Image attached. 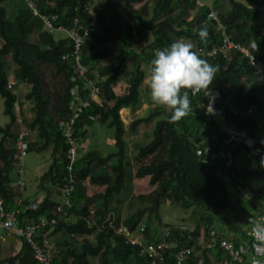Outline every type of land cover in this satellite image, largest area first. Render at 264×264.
Returning <instances> with one entry per match:
<instances>
[{
	"label": "trees",
	"instance_id": "obj_1",
	"mask_svg": "<svg viewBox=\"0 0 264 264\" xmlns=\"http://www.w3.org/2000/svg\"><path fill=\"white\" fill-rule=\"evenodd\" d=\"M41 15L52 17L53 27H68L75 19L79 24L89 27L87 39L81 47V62L88 67L92 79L87 81H70L71 61L60 59V55L71 51V40L64 31L49 32V28L38 15H33L23 0L11 19L6 17V9L0 0V97L3 100V114L8 117L4 126H0V198L10 203L17 190L10 188L14 172V149L10 146L17 138L21 128L27 132V152L31 149L40 151L50 148V162L39 176L38 187L45 190V196L39 202L24 199L29 208L19 216L35 220L40 215H47L57 201L49 199V190L61 184L64 175V151L66 144L57 128V121L68 116L79 100H89L90 91L97 89L101 106L91 100L81 109L73 123V135L85 139L86 126L93 120L112 128L113 150L105 155L96 150L81 151L74 165L76 184L70 195L72 220L60 221L51 228L49 235L59 232L65 235L81 236L78 252L67 248L58 250L50 258V264H64L70 258L74 264H88V256H98V264H110L108 256L125 259L130 256L134 264H147V258L137 247L125 245L123 239L114 233L113 226L106 218L109 200L117 195L131 176L126 160V141L124 128L118 111L121 108L134 109L139 104V87L144 77L140 68L145 64L153 84L162 90L167 102L166 108L154 109L143 117L134 118L127 125L128 132H134L139 124L151 122V139L145 144L137 145L134 159L137 167L133 176L147 178L152 189L145 194H138L136 199L146 205L135 210L129 221L123 222L133 228L145 214L156 215L164 199L169 203L202 208L206 213L201 216L205 240L197 248L196 255H191L186 263H194L198 258L201 264H207L205 252H211L219 261L224 256L216 248L205 246L212 231V216L222 217V212L233 206L223 179L233 186L246 188L251 197L244 202L240 212L247 214L250 210L264 215V185L253 187L251 180H264V166L256 165L257 160L246 156V146L241 141L226 143L227 135L221 126H228L236 131H243L245 136L254 140L256 146L264 151V89L257 75L239 53L229 51L224 56L208 52L218 43L216 22L224 25L231 39L248 44L253 41L257 50L254 59L258 66L264 65V27L259 29L257 21L261 16L264 0H226L228 7L218 11L217 0L212 4H197L195 0H114L133 10V22L113 20L109 10V0H32ZM215 11L216 19L208 16ZM96 22L98 29L92 27ZM37 30V40L29 41V36ZM57 32L63 36L54 39ZM186 40L192 45H182L178 40ZM168 59L162 60L156 52ZM6 57L14 64L13 80L6 86ZM111 59V60H110ZM188 60L181 70L172 61ZM104 61V63H101ZM49 67L57 80V87L49 88L44 71L40 67ZM123 79L125 86L116 94L113 85ZM197 80L200 89L191 94ZM17 83L27 90L24 100L29 102L32 113L28 123L17 116L19 105L16 92ZM49 88V89H48ZM72 88V93L70 92ZM217 91L213 104L220 109L221 115L215 120L206 115L209 95L206 90ZM175 92L172 98L168 93ZM18 92V91H17ZM179 101L183 106L179 105ZM18 105V107H17ZM15 110V111H14ZM250 110V112H248ZM84 127V128H83ZM34 131L39 143L29 142L30 132ZM79 140V141H80ZM81 143V142H80ZM209 147L210 152L228 151L233 158V165L225 166L221 161L211 159L202 161L207 156H197L194 150ZM255 164L253 168H250ZM100 167L97 174L93 169ZM103 186L102 192L87 195L84 182ZM46 185V186H45ZM95 198L100 206L94 209L87 226L85 217ZM240 206V207H241ZM231 230L230 239L235 243L244 240L243 232L228 222ZM169 239L173 246L163 251L162 264H171L174 252L181 247H194L196 229L192 231L169 228ZM182 231V232H179ZM145 241H154L152 233L145 224L143 230ZM93 236L94 242L88 237ZM196 246V245H195ZM58 254V257L56 255ZM8 264H38L29 255L28 247L21 243L14 254L5 257ZM223 264V263H220ZM229 264V262H226Z\"/></svg>",
	"mask_w": 264,
	"mask_h": 264
},
{
	"label": "built area",
	"instance_id": "obj_2",
	"mask_svg": "<svg viewBox=\"0 0 264 264\" xmlns=\"http://www.w3.org/2000/svg\"><path fill=\"white\" fill-rule=\"evenodd\" d=\"M197 4H202L200 1L195 0ZM26 7L31 10L33 15H38L43 20L45 25L49 28V32L52 30L64 31L71 40V51L60 55V59H66L71 61V75L70 81H87L91 84L92 79L89 76L88 68L81 62V46L87 39L88 27L79 24L75 19L69 27H63L62 25L52 26V17L41 15L34 5L32 0H25ZM208 16L216 19L215 11H210ZM216 29L218 32V43L212 47L206 55L211 56L215 52H220L224 56L227 52H237L241 54L249 63L254 73L257 75L258 81L261 83L264 89V69H262L254 59V52L257 50L256 44L250 41L248 44H241L231 39L229 33L225 31V27L222 23L216 22ZM156 54L162 59H168L159 51ZM188 60L172 61V65H177L179 69H183ZM7 83L9 88L12 83V79L8 76H12L6 71ZM202 86L201 81L197 80L191 89V94L196 93ZM72 93V90H70ZM206 94L209 95L206 107V115L211 116L215 120L219 119L221 111L214 106L213 99L217 97L216 90H206ZM173 98L174 92H169ZM92 101L97 106H101L100 99L97 95V89L95 87L90 91V99L80 101L79 105L71 111V113L60 118L57 121V128L63 137L66 144L64 151V175L62 177L61 184L58 187L59 202L51 208L47 215H40L35 220L33 218L24 219L19 214L29 208V204L24 202L23 197L19 192L24 189V183L21 179L17 178L10 181L8 186L17 190V193L11 198V202L7 203L0 198V239L4 237H11L19 243H24L28 247L29 255L38 264H50V258L57 252V248L50 241L49 231L59 221L64 219L68 210L72 206L70 201V195L74 190L76 184V177L74 176V165L76 163L80 144L78 139L72 134L73 123L79 116L81 109L88 106L89 101ZM179 105L183 106V103L179 101ZM250 112V110H248ZM19 120V118H16ZM222 130L227 135L226 143L231 141H241L246 146V156L255 158L258 163L264 166V151L256 146L254 140L244 135L243 131H236L228 126H221ZM27 132L24 128H21L17 138L10 146L14 149L15 157V173L19 177L21 172V159L27 153ZM195 155H205L206 158H202V161L208 162L211 159L221 161L225 166L233 165V158L228 151H220L218 153L210 152L208 146L197 148L194 150ZM82 183V182H81ZM89 214L92 210H88ZM144 227L138 223L133 229H129L122 223H119L113 228L115 234L119 235L124 244L130 246H137L140 253H143L147 258V264H162L164 260L163 251L173 246L172 241L169 239V233H164L161 240L157 242L143 241L141 239ZM209 237L206 240L205 246L208 248H216L217 251L222 252L227 261L231 264H264V216L263 215H248L245 218V227L243 229V235L245 240L235 243L231 239L225 238L221 235L214 234L212 231L209 233ZM194 255V251L190 247H181L177 249L172 256L171 264H188L186 263L188 258ZM189 264H200V262H194Z\"/></svg>",
	"mask_w": 264,
	"mask_h": 264
},
{
	"label": "rangeland",
	"instance_id": "obj_3",
	"mask_svg": "<svg viewBox=\"0 0 264 264\" xmlns=\"http://www.w3.org/2000/svg\"><path fill=\"white\" fill-rule=\"evenodd\" d=\"M198 2H203L205 4L211 5L213 0H197ZM220 3V6L216 8L218 11H224L228 4L226 0H217ZM6 9V17L7 19H11L13 14L16 12V8L18 6L22 7L23 0H5L3 3ZM137 4H131L130 8H127L125 4L119 1L109 0V10L111 14V18L113 20H120V21H127L133 22L135 20L134 14L132 13L133 10L137 9ZM264 9V6H263ZM99 25L94 22L92 27L98 29ZM257 27L261 29L264 27V14L261 12V16L257 21ZM37 30L32 32L29 36V41L35 42L37 40ZM64 32H57L53 37L57 39L60 36H63ZM178 42L182 45H192L188 43L186 40H178ZM6 71H8L11 75L13 74L14 65L11 64L8 57H6ZM111 60V59H110ZM101 63H104L102 61ZM42 70L44 71L45 80L47 82V86L50 88L57 87V80L52 75V71L49 67H45L40 65ZM140 68L144 71V77L141 80L140 87H139V97L140 101L139 104L136 105L134 109L127 110L134 113L132 121L134 118L143 117L147 115L150 111L154 109L166 108L167 102L165 99V94L162 90H159L151 81V77L149 76V70L145 64H141ZM264 68V65H263ZM8 74V73H6ZM13 80V77L8 76ZM125 86V82L123 79L118 80L113 85V90L116 94L122 92ZM19 87V88H18ZM16 88H18V92H16L17 98H19L18 102L22 101V105H17L19 112H15L17 118H23L22 121L28 123L32 113L29 109V102L24 100L23 96L26 92L27 88L21 84L17 83ZM48 88V89H49ZM122 109V108H121ZM15 111V110H14ZM119 117L122 121L124 134L123 138L126 141V160L129 163V171L131 173L130 178L126 182L125 186L121 188L120 192L117 195H114L109 200V207L108 213L111 217H114L118 220V222H125L129 221V217L135 212L136 209L141 208L142 206L146 205L142 201L135 198L138 194H145L152 189L147 182V178H135L133 176L135 169L137 167V161L134 159V155L136 153L137 145L145 144L147 141L151 139V129L154 119L158 117H162V114H159L155 117L151 122L147 124H139L134 132L127 131L128 123H125L123 120V109L118 111ZM8 121V117L3 114V100L0 97V126H4ZM84 128V127H83ZM85 132V139L81 138L80 140V147L82 146V150H99L102 154H106L113 150V140H112V128H108L103 124H100L98 120H93L89 125L86 126ZM1 137V136H0ZM32 145H36L39 143V139L36 136L35 132L32 130L29 136ZM84 146V147H83ZM81 151V148H80ZM81 153V152H80ZM49 150L42 149L40 151H35L33 149L29 150L26 155L21 159V172L19 177L13 172L11 174L12 179H21L24 183V189L22 190L23 196L30 200H35L37 197L42 195V190L38 187V180L39 176L46 170L47 165L49 163ZM256 165L263 166L262 164L258 163ZM255 164H252L250 168H253ZM97 168L93 169L92 175L97 174ZM226 190L229 193L230 199L233 201L234 208L225 210L222 212V217L220 216H212L210 220V228L214 231H220L219 233L222 234L225 238H230L232 234L231 230L227 228L228 222L230 224L237 225L240 229L244 227V218L246 215L249 214H257L256 210H250L251 212L247 214H242L240 212L241 208H245L246 205L243 207L241 205L244 204L247 199L251 197V192L246 188H241L239 186L233 187L229 181L224 178L223 179ZM85 183V191L87 195H96L99 192H102L103 186L96 185L90 183L88 179L84 180ZM263 183L264 180L260 181L256 178L251 180V185L253 187H258ZM100 206V201L98 198H95L93 205L89 208L94 211V209ZM241 206V207H240ZM205 211L202 208L196 206H181L173 203H169L168 200L164 199L162 203L159 205L158 212L156 215L151 214L146 216L145 214L141 217L140 222L142 224H146L149 228V233H152L155 239L160 240L162 239V234L167 233L169 228H177L186 231H192L193 229L197 230L196 236L189 237L190 239H194L196 242V246L193 245L194 250L197 249L205 240V234L203 230V221L201 220V216L205 215ZM262 213V212H260ZM69 220H72L70 218ZM182 232V231H179ZM177 240L176 236L171 237ZM88 239L91 242H94V237L89 236ZM4 243L0 241V264H8L7 262H3V259L7 256H10L14 253L13 249H7L10 245V238L4 237ZM173 242L175 241L172 239ZM50 241L57 246L58 250L61 249H69L74 252H78L80 249L81 244V236H71L65 234H59L55 239L50 238ZM19 245V242H15V248ZM55 246V247H56ZM197 247V248H196ZM19 249V248H17ZM17 249L15 251L17 252ZM208 258L207 264H219V260L215 258L213 255H209V252H205ZM54 255V254H53ZM58 257V254L56 255ZM88 264H98V256H88L87 257ZM108 262L110 264H134L133 258L130 256L126 257L125 259H118L111 255L108 256ZM17 264V262H15ZM64 264H74L70 258H67Z\"/></svg>",
	"mask_w": 264,
	"mask_h": 264
},
{
	"label": "clouds",
	"instance_id": "obj_4",
	"mask_svg": "<svg viewBox=\"0 0 264 264\" xmlns=\"http://www.w3.org/2000/svg\"><path fill=\"white\" fill-rule=\"evenodd\" d=\"M202 3V2H201ZM262 12H263V14H264V9H263V7H262V10H261ZM69 27V26H68ZM88 31H89V27H88ZM84 43V42H83ZM82 47V46H81ZM81 56H82V52H81ZM8 62H10L11 64H13L11 61H8ZM14 65V64H13ZM85 65V64H84ZM87 66V65H86ZM88 68V67H87ZM262 69H264L263 68V66L261 67ZM72 88H70V90H71ZM209 90H211V89H209ZM170 92H174V91H170ZM175 93V92H174ZM169 94V93H168ZM170 95V94H169ZM62 137V136H61ZM77 138V137H76ZM62 139H63V137H62ZM78 139V138H77ZM78 142H79V144H80V141L78 140ZM11 144V143H10ZM84 147V146H83ZM81 148V151H83L82 150V146L80 147ZM80 148H79V152H78V154L81 152L80 151ZM78 158V157H77ZM14 173H15V161H14ZM16 174V173H15ZM12 180H14V179H12ZM82 182V181H81ZM83 183L84 182H82V185H83ZM84 185H85V183H84ZM57 189V195H58V187L56 188ZM22 192V191H21ZM21 192H19L18 191V193H20L21 194ZM70 201H71V199H70ZM59 202V197H58V199H57V202H56V204ZM55 204V205H56ZM72 207V206H71ZM71 207H70V209H71ZM70 209L68 210V214H67V216L64 218V219H62V220H59L58 222H60V221H66V220H69L71 217H72V213L70 212ZM88 210H92V209H88ZM88 212V211H87ZM92 214H93V210H92V213L91 214H89V212L87 213V216L85 217V222H86V224H87V226H90V218H91V216H92ZM249 215H261V214H259V213H257V214H249ZM248 215H246V217H247ZM264 216V215H263ZM108 217V218H107ZM245 217V218H246ZM106 218L107 219H109V221H108V224L109 225H111L112 224V222L114 221V217H111V215H109V214H107V216H106ZM245 218H244V227H245ZM57 222V223H58ZM56 223V224H57ZM119 223H122L123 224V222H118L117 223V225L119 224ZM138 223H140V224H142V222H137L136 224H135V226L138 224ZM143 225V227H144V224H142ZM134 226V227H135ZM113 227H115V226H113ZM133 227V228H134ZM244 227L241 229V231L243 232V229H244ZM53 228V227H52ZM133 228H129V229H133ZM51 230V229H50ZM143 233V232H142ZM168 233H169V231H168ZM49 234V233H48ZM217 235H221L222 236V234H217ZM163 236H164V234H162V237L161 238H163ZM244 236V235H243ZM50 237V236H49ZM141 239L144 241L145 239L143 238V234L141 235ZM228 239H230V238H228ZM161 240V239H160ZM232 240V239H231ZM244 240H245V237H244ZM243 240V241H244ZM157 241H159V240H157ZM156 241V242H157ZM233 241V240H232ZM152 242H154V241H152ZM239 242H242V241H239ZM174 243V242H173ZM125 245H127V244H125ZM56 246V245H55ZM130 246V245H129ZM134 247H137V246H134ZM56 248H57V246H56ZM137 249H138V247H137ZM192 249H193V251H194V255H196V253H197V251L196 250H194V248L192 247ZM57 251H58V249H57ZM220 252V251H219ZM221 254L225 257V255L221 252ZM200 262V264L202 263V259L201 258H198L195 262ZM226 262H228L227 261V258L225 257L224 258V260H222V261H219V264L220 263H223V264H226ZM229 264H231L230 262H229Z\"/></svg>",
	"mask_w": 264,
	"mask_h": 264
},
{
	"label": "crops",
	"instance_id": "obj_5",
	"mask_svg": "<svg viewBox=\"0 0 264 264\" xmlns=\"http://www.w3.org/2000/svg\"><path fill=\"white\" fill-rule=\"evenodd\" d=\"M18 91V90H17ZM123 109V120L125 121V123H128L131 119H132V117H133V115H134V113L133 112H131V111H129V110H127V108H122ZM48 150H49V154H50V148L48 147L47 148ZM94 150H96L99 154H101V155H105V154H102L99 150H97V149H94ZM49 157H50V155H49ZM49 162H50V160H49ZM49 164V163H48ZM48 166V165H47ZM96 170H98V172H99V170H102V169H100V167H98ZM46 186V185H45ZM42 190V189H41ZM43 192H42V195L41 196H39V197H37L35 200H30V199H27V198H25V196H23V194H22V192H21V196L23 197V199H26V200H28V201H32V202H39L44 196H45V190H42ZM48 195H49V199H52V200H54V201H57V199H58V195H57V189H54V190H49V192L47 193ZM87 194V193H86ZM49 233H50V231H49ZM59 234H61V233H59V232H56L55 234H51V235H49L50 236V238H53V239H55L57 236H59ZM10 238V245H9V247L7 248V249H13V252L12 253H15L16 251H15V249H17V248H19V246H20V244L21 243H19V245L15 248V242L17 243V241H15L14 239H12L11 237H9ZM0 241L1 242H3L4 243V240H1L0 239ZM18 250V249H17ZM209 255H214L213 253H211V252H209ZM8 257V256H7ZM219 262V261H218Z\"/></svg>",
	"mask_w": 264,
	"mask_h": 264
},
{
	"label": "bare ground",
	"instance_id": "obj_6",
	"mask_svg": "<svg viewBox=\"0 0 264 264\" xmlns=\"http://www.w3.org/2000/svg\"><path fill=\"white\" fill-rule=\"evenodd\" d=\"M121 110H122V109H121ZM121 110H120V111H121Z\"/></svg>",
	"mask_w": 264,
	"mask_h": 264
}]
</instances>
